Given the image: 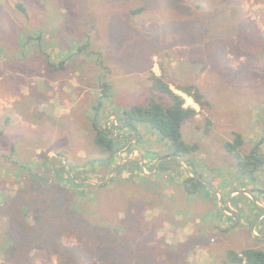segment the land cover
I'll return each instance as SVG.
<instances>
[{
  "label": "rangeland",
  "instance_id": "374dc122",
  "mask_svg": "<svg viewBox=\"0 0 264 264\" xmlns=\"http://www.w3.org/2000/svg\"><path fill=\"white\" fill-rule=\"evenodd\" d=\"M17 4L25 6L27 18L16 8ZM43 7H60L58 11L63 12L65 20L79 17L78 20L85 18L92 24L69 34L68 39H73L69 41L72 66L58 75L80 92L75 94L69 112L58 118L52 114L43 121L34 115L33 96L21 94L15 98L14 106L29 126L4 133L5 114L13 107L10 100L16 95V88L6 83L14 79L5 76L20 69L24 70L23 78L28 71L38 72L35 59L39 42L52 39L53 34L49 38L45 33L42 38L35 37L34 22ZM100 7L104 8L101 13ZM141 7L142 11L128 14L130 9ZM48 17H41L39 22ZM45 27L49 29V25ZM85 34L91 38L90 44L77 51ZM18 36H23L22 41ZM33 36L32 41L25 40ZM62 52L65 58L68 52ZM14 55H18L17 61L23 56L26 63L14 62ZM151 57L167 85L184 98L185 107L197 112L182 125L181 131L186 143L199 145V151L185 157V161L190 160L189 169L202 176L203 197H190L178 186L183 173L188 174L181 157L178 167L172 163L169 172L158 170L155 188L137 178L138 192L135 189L136 193L127 195L125 200L111 194L116 193L112 191L116 186L104 191L102 198L113 201L110 214L106 215L105 204L101 203L100 213L88 212L84 219L95 226L115 224V218H124L128 204L137 205L138 220L149 222L150 240L160 241L156 255L165 264H224L228 250L254 248L264 252V172L258 171L257 181L248 184V178L236 171L235 156L224 148L226 142L240 134L244 144L238 154L244 155L263 134L264 0H0V59L10 62L0 67L4 84L0 90V243L11 242L6 237H17L10 229L17 228L20 233L24 224L33 225L23 209L24 199L36 206L41 199L52 197L51 193L42 196L46 190L32 181V175L48 180L50 185L58 178V168L67 164L79 167L81 173L89 176L98 170L90 177L96 183L112 176L104 165V155L94 144V125L104 129L109 124L114 126L122 111L133 105L144 107L151 100L169 104V99L158 92L150 91L149 97L142 91L136 93L140 85L149 84L146 73ZM165 65L170 71L164 72ZM99 81L102 90L103 84L108 87L107 96L83 93V86L93 93V85ZM182 89L191 94L198 89L202 101L209 105L201 107ZM48 97L50 90L38 98L44 101ZM26 104L27 108L21 109ZM110 116L115 122L109 123ZM140 129L145 132L138 138L139 143H133L123 163L143 159L147 154L144 151L160 156L170 151L155 131L145 126ZM151 158L148 156L142 167L148 184L158 164ZM71 174L75 176L76 171ZM80 234L60 235V245L81 250L85 245L91 246L88 234ZM14 239L17 252L1 249L0 245V264H62L56 244L32 249ZM83 258L88 262L81 260V264H92L90 255Z\"/></svg>",
  "mask_w": 264,
  "mask_h": 264
},
{
  "label": "trees",
  "instance_id": "16d2710c",
  "mask_svg": "<svg viewBox=\"0 0 264 264\" xmlns=\"http://www.w3.org/2000/svg\"><path fill=\"white\" fill-rule=\"evenodd\" d=\"M16 8L26 15L25 8L21 4H17ZM142 10L143 7L137 10L130 9L129 13L134 14L136 11ZM150 79L153 90L165 95L169 99V104H160L151 100L144 107L133 105L122 111L114 126L109 124L108 129H104L94 125V144L104 155V165L109 168V175L112 174V176L96 183L90 177L97 174L98 170L95 169L89 176L86 173H81L79 167H72L67 164L58 168V178H54L53 184L50 185H48V180L32 175L34 178L32 181L40 183L42 189L46 190L43 191L42 196L51 193L52 197L47 201L41 199L36 206L31 205V201L24 199L23 209L28 220L33 221V225L24 224V227L19 228L20 233L17 228L10 229L13 234L17 233V237L15 239L13 236L6 237L11 242L0 243L1 249L10 248L17 252L16 246L13 245L14 239V241H20L32 249H41L45 245L55 246L56 244L62 264L87 263L88 259L83 257H89V255V262L92 264L97 262L101 264H165L158 260L156 255V252L159 251L160 241L150 240L149 222L138 220L139 207L137 205L128 204L126 209L124 208V218L119 221H116L115 218L113 220L115 224L95 226L84 219L86 215H89L88 212L100 213L104 204L107 210L106 215L110 214L113 201L109 203L102 198L104 191H111L110 188L116 186L117 189L112 190L116 193L111 194L116 197L120 196L119 200H125L128 198L127 195L138 192L137 180L139 179L143 181L144 185L148 187L152 185L155 188L154 177L158 170L162 168L163 171L169 172L173 169L172 163L178 167L177 161L181 157L183 167L187 169L188 174H184L183 170L177 172L179 176L183 173L178 186L182 187L183 193L190 197L199 194L202 196L201 192L205 189L202 176L196 170L194 173L189 169L188 161L190 160L186 158L185 161V157L199 151V145L186 143L182 139L181 131L182 125L192 120L197 112L191 107H185L184 98L174 93L159 77L152 75ZM196 90L197 93L195 94H191L190 90H183L182 92L201 107L209 105L208 102H203V96L198 89ZM103 95L105 96V94ZM112 122L115 120H109V123ZM142 126L155 131L160 140L167 142L170 151L164 156L155 152L144 151L147 154L142 157L143 159H133L123 163L133 146L131 140L140 142L141 139L138 138L142 137L145 132V130L140 129ZM243 144L242 136L236 134L232 142L224 144V148L227 153L235 156L238 174L245 179L248 178V184L255 183L257 172H264V119L263 134L258 142L253 145L248 153L240 155L238 152ZM122 149L126 150L121 152ZM148 156L155 159V163L158 161L157 172L151 177L150 184H148L149 180L144 179L145 175L142 173V167L145 165L144 160ZM141 161L142 163H140ZM20 169H22L21 166ZM72 171H76L75 176L71 174ZM61 172L64 173L65 178L62 177ZM99 207H101L100 210ZM80 232L88 234L91 246L85 245V248L81 250L60 245V235L64 233L79 235ZM81 235L79 236L80 239ZM155 243H157L156 246H154ZM226 256L227 261L224 264H264V252L260 249H243L240 252L228 250Z\"/></svg>",
  "mask_w": 264,
  "mask_h": 264
},
{
  "label": "crops",
  "instance_id": "0c3cea01",
  "mask_svg": "<svg viewBox=\"0 0 264 264\" xmlns=\"http://www.w3.org/2000/svg\"><path fill=\"white\" fill-rule=\"evenodd\" d=\"M62 1V0H61ZM25 8V6H23ZM60 8V7H59ZM59 8L53 9V8H47L43 7L42 11L39 12L38 17L36 18L34 24L36 26L35 30V37L44 36V33L49 36L50 34L52 35L51 41L46 40H40L39 46L37 48V58L35 59V67L38 69V72L36 70L34 71H28L26 72L25 78L22 77V73H24L23 69L20 70H15L18 73H10L8 74L9 76H5L6 78L14 79L12 82H6L11 86H14L16 88V95L11 98L10 103L13 105V107L8 108L9 111L6 112V116L4 119V126L3 130L4 133L8 130V134L11 133V130L13 132H16L18 130H22V128L26 129L28 128L29 125H27L25 122L22 120V116L20 115L19 112H17V106H14V100L15 98H20V95L23 94L24 96H33L32 101H33V109H34V115L35 117H39L40 120L43 121V118L49 119L53 116L58 118V116H62L65 113L69 112L70 108L73 106V100L75 99V94H78L80 92L79 90L75 91V88L72 86H69V83H67L66 78L62 76L61 78L58 77V75H62L65 73L71 66V57H72V51L69 47V41H73V39H68V36L71 32H77L85 29V27H92V24L89 22V20H86L85 18H82L80 20L79 17L73 18L69 17L66 20L63 18V12L59 13ZM48 9H50V12H48ZM104 11L103 7L99 8V12L101 13ZM21 12V11H20ZM26 12V8H25ZM21 14L24 17H28L27 13L26 15L21 12ZM129 15L131 13H128ZM133 15V14H131ZM49 16L46 21L44 20L43 22H39V19L41 17ZM26 17V18H27ZM51 20V21H50ZM50 21L49 24L46 23L45 25H49V29H47L44 25L45 22ZM40 23V24H39ZM51 30V31H50ZM53 32V33H50ZM61 32V33H59ZM59 33L58 36L55 34ZM31 37H26L25 40H29ZM23 36H18V40L22 41ZM90 37L88 34L84 35V38L82 41H80L78 44V49L77 51L81 50L84 46H88L90 44ZM34 40L31 38L32 41ZM23 45V42L19 43ZM75 45V43L73 44ZM62 51H67L68 54H66L65 58L63 57V52ZM18 55H14L15 57L13 60L14 62L18 63H26V59L23 56H19L21 61H17ZM154 60V57H151L150 59V65H149V70L147 71V81L149 80V84L145 86L138 87L136 93L138 94L139 91H142L143 93H146L147 97L150 95V91H154L152 88V82H151V76H157L160 79L161 77V72L159 67L152 62ZM10 62L7 59H0V67H5L9 65ZM166 66V65H165ZM13 67V66H12ZM11 69V68H10ZM45 69V70H44ZM170 67L166 66L164 68V72L170 71ZM2 70H0L1 72ZM44 71V75H42ZM51 73L50 77H48L46 74ZM38 75L34 80L33 76ZM1 77V74H0ZM4 77V79H5ZM18 77L20 78V81L17 79ZM165 84V80L162 78L161 79ZM2 85L0 86V90H2L3 84V78L0 80ZM23 82L26 83L25 86H23ZM70 82V81H69ZM18 86L16 87V85ZM169 88L174 91L173 87L169 85ZM12 88V91L15 90V88ZM103 87L105 90L108 89L107 86ZM94 92L92 93L91 90H88L85 86L82 87L83 93L88 94L90 96H94L96 93H99V98H104L105 94L107 96V93H105V90H102V82H98L97 84L93 85ZM48 90H50V97L46 98L44 101L39 100V96H43ZM176 93V92H174ZM177 94V93H176ZM28 99V98H27ZM26 99V100H27ZM48 99V102L46 101ZM29 104L23 105L21 109L27 108ZM88 105L91 106V104L88 102ZM167 105V103L165 104ZM32 106L30 107V109ZM24 111V110H23ZM110 119L112 120L113 117L110 116ZM263 122V118L261 120ZM3 134V132H2ZM16 141L19 138L17 134L13 136ZM5 138H8V136H5ZM134 140H131V144H133ZM14 144H11V146ZM126 150V149H122ZM122 152V151H121ZM127 160L126 162H128ZM263 207V206H261Z\"/></svg>",
  "mask_w": 264,
  "mask_h": 264
}]
</instances>
